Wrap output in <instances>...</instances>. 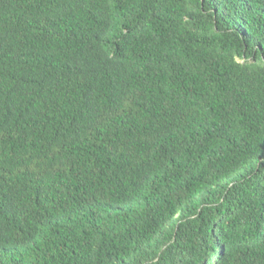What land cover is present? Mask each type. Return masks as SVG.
Segmentation results:
<instances>
[{
  "label": "trees",
  "instance_id": "trees-1",
  "mask_svg": "<svg viewBox=\"0 0 264 264\" xmlns=\"http://www.w3.org/2000/svg\"><path fill=\"white\" fill-rule=\"evenodd\" d=\"M0 264H264V0H0Z\"/></svg>",
  "mask_w": 264,
  "mask_h": 264
}]
</instances>
